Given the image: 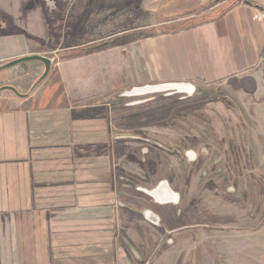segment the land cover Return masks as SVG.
<instances>
[{"label":"crops","instance_id":"1","mask_svg":"<svg viewBox=\"0 0 264 264\" xmlns=\"http://www.w3.org/2000/svg\"><path fill=\"white\" fill-rule=\"evenodd\" d=\"M44 1L0 0V63L61 48L80 16H100L103 25L111 12L139 8L162 26L208 7L201 23L140 42L132 53L138 71L158 83L223 85L238 107L264 112V0H237L218 17L214 10L228 0H63L66 21L56 32ZM125 49L57 62V83L39 96H0V264H123L117 191L105 168L110 119L105 106L73 102L109 94L126 75Z\"/></svg>","mask_w":264,"mask_h":264},{"label":"rangeland","instance_id":"2","mask_svg":"<svg viewBox=\"0 0 264 264\" xmlns=\"http://www.w3.org/2000/svg\"><path fill=\"white\" fill-rule=\"evenodd\" d=\"M46 2L54 4L50 10L47 6L46 11L56 32L59 25L66 21L63 16L66 7L63 0H45V5ZM233 2L235 0L225 1L217 9L225 10ZM85 3L84 0L83 4ZM209 9H195L186 14L184 20L162 26L157 25L161 21L150 18L139 8L120 14L111 12L110 21L103 25L97 23L100 16L88 20L80 16V25L76 30L73 33H65L62 42L58 43L61 48L57 46L58 48L53 49H37L42 53L40 55L54 59V65L48 77L32 95L39 96L44 88L57 83L54 66L62 61L60 54L106 43V46L95 51L122 44L126 47L123 54L127 55L126 75H120L109 94L76 99L73 102L77 105L105 106L110 119L107 123L110 144L109 149L105 150L108 152L109 166L105 168L110 169L112 189L118 191L120 184L125 182L150 188L161 180H169L171 186L178 189L182 195L181 208L190 218L191 225L208 226L207 229L190 228V231L180 234L176 245L166 248L155 264H264V220L261 221L264 215V198L255 184L257 180L264 182V112L252 107H248L249 111L244 107L236 108V99L223 85L208 88L195 86L192 95L155 94L123 97V93L133 87L162 84L151 81L149 71L144 68L141 72L138 71L132 55L134 48H139L140 42L152 38L148 35L182 29L199 22L201 16ZM69 17L71 16H67V19ZM65 24L69 25L70 22ZM68 47L77 48L66 50ZM43 70V65L36 62L5 70L7 77L0 79V88L12 86L20 94H26ZM52 90L50 99L57 102L61 95L58 85ZM0 96L16 102L20 100L8 91L0 92ZM184 139L191 142L195 139L196 148H206L212 153L209 157L211 161L206 159V179L199 176V169L188 175L182 171V164L177 156H173L169 151L161 153L146 144L151 140L166 149L176 146L183 148L180 141L185 142ZM98 153L96 150L95 154ZM249 153L252 158L247 157ZM218 156L229 163L227 175L237 170L243 191L241 192L245 194V200L234 205V209L222 202L220 197L222 194L224 198H232L231 195L223 193L229 183L220 182L215 173L216 166H209ZM222 166L224 167V163ZM249 174L255 176V182L248 177ZM207 179L214 187H202ZM251 185H255V190ZM248 217L254 218L255 223L249 222Z\"/></svg>","mask_w":264,"mask_h":264},{"label":"flooded vegetation","instance_id":"3","mask_svg":"<svg viewBox=\"0 0 264 264\" xmlns=\"http://www.w3.org/2000/svg\"><path fill=\"white\" fill-rule=\"evenodd\" d=\"M46 8L48 9L47 6ZM236 108L239 107L236 105ZM184 141L185 142L182 140L180 141L183 148L176 146L174 148L171 147L166 149L162 147L160 143L151 140L148 142L146 140V144L149 145L151 149H156L161 153L169 151L173 156H177L181 161L182 171L186 172L188 175H192L195 173L194 171L199 169V176L206 179L208 171L206 168V159H209V157L212 156V153L206 148H196L195 139L192 142L189 139H184ZM247 157L252 158V155L249 153V155L247 154ZM208 161L210 162L211 160L209 159ZM223 163L224 167L222 166ZM192 166L194 167L190 168ZM209 166L215 167V173L220 182L225 181V183H229L225 186L223 193L231 195L232 198H224L222 194L220 197L222 202L224 201L234 209V205L245 200V194L242 193L243 191L240 186L241 181L238 179L237 170L235 169V171L227 175L226 173L229 163L227 160H222V157L220 156H218L215 162ZM248 177L255 182V176L253 174H249ZM120 180H122V178H120ZM164 181L168 183L171 191L178 196L177 198H175V196L167 197L168 200L172 201L165 205L157 204L146 194L147 191L154 190L162 180L150 188L141 185H130L126 182L124 184L121 183L119 186L117 200L118 209L120 210V228L125 238L122 241L121 246L124 251L123 255L126 256H123V264H155L159 255L166 248L176 245L177 237L180 234L190 231V228H208V226L205 225H191L190 218H188L186 212L181 208L182 195L179 190L172 187L169 180ZM255 184H257L259 191L263 193L264 198V182L257 180ZM207 185L214 187L209 179L206 180L202 187H206ZM251 187L255 190V185H251ZM261 214L262 213H260V215ZM263 220L264 215L261 221L263 222ZM248 221L255 223L254 218L251 217H248ZM262 222H260V224ZM154 253V257L150 263H148Z\"/></svg>","mask_w":264,"mask_h":264},{"label":"water","instance_id":"4","mask_svg":"<svg viewBox=\"0 0 264 264\" xmlns=\"http://www.w3.org/2000/svg\"><path fill=\"white\" fill-rule=\"evenodd\" d=\"M46 6L49 7V10L54 6L53 3L48 4L46 2ZM40 63L43 65V73L41 76L34 82L31 86L30 90L26 94H20L14 87L12 86H3L0 88V92L8 91L13 93L18 99L25 100L28 99L34 90L48 77L52 66L54 65V59L47 58L40 54H30L26 56H22L16 58L14 60H10L0 64V72L9 70L11 68L21 66L27 63ZM195 91V87L190 83L185 82H170V83H162V84H155V85H144L140 87H133L129 91L123 93V97L125 98H134V97H144L148 95H155V94H184V95H192ZM147 196L154 200L157 204L165 205L171 203L172 200H168L167 197L178 196L174 194L168 186L166 181H162L158 184V186L151 191L146 192ZM155 253L152 255L151 259L148 263L152 260Z\"/></svg>","mask_w":264,"mask_h":264},{"label":"trees","instance_id":"5","mask_svg":"<svg viewBox=\"0 0 264 264\" xmlns=\"http://www.w3.org/2000/svg\"><path fill=\"white\" fill-rule=\"evenodd\" d=\"M237 3H239V2L237 0H235V2H233L231 5H229L228 8L236 5ZM228 8H226L225 10H222L221 8H220L221 10L220 9H216V10H214L215 13H213V14H215V15L217 14L216 17H218V16L222 15ZM263 9L264 8H260L261 11H263ZM218 10H220L219 13H218ZM1 22H2V19L0 18V33H4V31H2L3 30V28H2L3 27V25H2L3 22L2 23ZM198 23H201V20L199 22H196L193 25H196ZM193 25H191V26H193ZM191 26H188V27H191ZM188 27H185V28H188ZM182 29H184V28H182ZM178 30H180V28L179 29H176V30L169 31V32L168 31L167 32L166 31H162L160 33L157 32L155 35H148V37H154V36H157V35H160V34H165V33H172V32L178 31ZM0 35H2V34H0ZM106 44H104L102 46H96V47H90V48H86V49H81V50H78V51H75V52H66V53L60 54L59 56H60V59H62V60H64V59L65 60L66 59H72V58L78 57L80 55L89 54L92 51H95L96 49H98L99 47L106 46Z\"/></svg>","mask_w":264,"mask_h":264},{"label":"built area","instance_id":"6","mask_svg":"<svg viewBox=\"0 0 264 264\" xmlns=\"http://www.w3.org/2000/svg\"><path fill=\"white\" fill-rule=\"evenodd\" d=\"M253 18L258 21H261L263 19L262 15L259 12H256Z\"/></svg>","mask_w":264,"mask_h":264}]
</instances>
